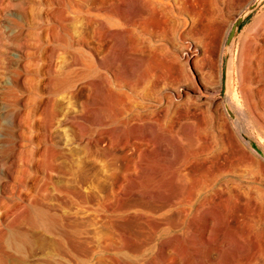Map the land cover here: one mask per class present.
<instances>
[{
	"label": "rangeland",
	"instance_id": "rangeland-1",
	"mask_svg": "<svg viewBox=\"0 0 264 264\" xmlns=\"http://www.w3.org/2000/svg\"><path fill=\"white\" fill-rule=\"evenodd\" d=\"M251 2L0 0L1 264H264Z\"/></svg>",
	"mask_w": 264,
	"mask_h": 264
},
{
	"label": "bare ground",
	"instance_id": "bare-ground-1",
	"mask_svg": "<svg viewBox=\"0 0 264 264\" xmlns=\"http://www.w3.org/2000/svg\"><path fill=\"white\" fill-rule=\"evenodd\" d=\"M163 1V0H162ZM162 1L161 0H134V2L139 6V8L141 9V10H146L147 11V9H148V7L149 6H151V5H154V4H159L158 6H160V9L162 10L163 9V7L161 8V4H163L162 3ZM259 1V3H258V5L263 1V0H252V2H258ZM157 2V3H156ZM251 2V3H252ZM165 11V10H164ZM194 49V48H193ZM258 49H264V46H259L258 47ZM197 52V51H196ZM137 55H139L140 56V52H139V50H137V49H133V50H130V53H129V56H130V58H132V57H134V56H137ZM145 61V60H144ZM259 63V60L256 58V56H254V58H252L251 60H250V62H249V75H248V78H247V81H248V83H251V82H254V83H256L257 81V79H258V76H259V72L257 71V70H255V66H254V63ZM144 64V63H143ZM127 72H131V70H127ZM262 88L264 87V85H262L261 86ZM252 89L254 90V91H260L261 90V88L260 87H257L256 85H254L253 87H251V89H250V93H249V96L247 95V92H246V87H245V85L244 84H242L241 85V96H242V99L243 100H245V102L247 103V102H251L252 104H261L260 103V101H255L254 100V97H256V98H261L259 95H256L255 93H254V91H252ZM235 108L237 109V113H239V114H243V113H245V108L244 107H242L241 105H237V106H235ZM254 109H256V107H253V109H252V111H254ZM252 111H250L251 113H252V115H253V112ZM259 114V113H258ZM243 117V116H242ZM222 126L225 128V129H228L229 130V124L227 123V121L225 120V121H223V123H222ZM245 145L255 154V155H258L257 153H256V151L251 147V145H250V143H249V141H246V143H245ZM192 146L194 147V148H196L197 149V151L198 152H203V151H205V150H207V149H211V147H212V143H211V141L208 139V138H205V139H203L202 138V140H196L195 139V141L192 143ZM259 156V155H258ZM232 163L234 164V160L232 161ZM0 260H1V257H0ZM2 262V261H1ZM1 262H0V264H1ZM3 263V262H2Z\"/></svg>",
	"mask_w": 264,
	"mask_h": 264
},
{
	"label": "water",
	"instance_id": "water-1",
	"mask_svg": "<svg viewBox=\"0 0 264 264\" xmlns=\"http://www.w3.org/2000/svg\"><path fill=\"white\" fill-rule=\"evenodd\" d=\"M258 2H252L249 5H247L235 18V20L232 22L230 29L228 31V35L225 41V51H226V56H225V72L226 69L230 63L231 60V55H232V49H231V44L233 41V38L235 36V33L239 26L243 23V21L256 9L258 6ZM224 88H225V79H224Z\"/></svg>",
	"mask_w": 264,
	"mask_h": 264
},
{
	"label": "trees",
	"instance_id": "trees-1",
	"mask_svg": "<svg viewBox=\"0 0 264 264\" xmlns=\"http://www.w3.org/2000/svg\"><path fill=\"white\" fill-rule=\"evenodd\" d=\"M241 25H242V24H241ZM241 25H240V26H241Z\"/></svg>",
	"mask_w": 264,
	"mask_h": 264
}]
</instances>
